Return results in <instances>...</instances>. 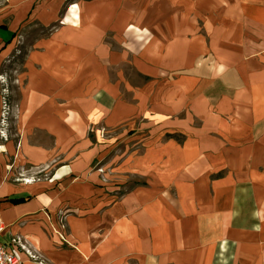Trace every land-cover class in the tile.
<instances>
[{
  "label": "rangeland",
  "instance_id": "1",
  "mask_svg": "<svg viewBox=\"0 0 264 264\" xmlns=\"http://www.w3.org/2000/svg\"><path fill=\"white\" fill-rule=\"evenodd\" d=\"M182 1L0 0V198L56 205L44 209V224L30 222L47 235L50 261L25 241L23 224L0 243L21 264H141L144 246L153 255L160 242L178 251L194 238L155 224L154 207L181 208L193 174L208 172L205 155L183 156L185 136L176 132V100L180 107L190 98L181 90L191 81L175 67V49L202 36L195 46L222 51L220 36L234 35L239 11L238 0H211L204 13V0ZM135 198L154 210L145 231ZM90 227L103 237L94 246L80 237ZM249 256L207 264H256Z\"/></svg>",
  "mask_w": 264,
  "mask_h": 264
},
{
  "label": "crops",
  "instance_id": "2",
  "mask_svg": "<svg viewBox=\"0 0 264 264\" xmlns=\"http://www.w3.org/2000/svg\"><path fill=\"white\" fill-rule=\"evenodd\" d=\"M210 1L199 2L197 10L207 11ZM187 4V0L181 2L182 6ZM223 5L224 12L230 8L226 1ZM237 10L236 32L229 35L224 31L220 36L224 41L222 51H211L207 44L195 46L200 44L201 35L185 48L183 40L181 47L176 45L175 67L191 81L187 91L181 90L185 94L190 92V98L180 107L176 100L175 113L180 121L176 132L185 136L183 156L205 155L208 172L202 176L200 168L193 174L192 198H184L181 208L168 209L161 202L154 207L158 215L155 224L160 230L168 224L177 225L174 228L182 232L192 231L194 238L181 240L178 251L174 248L166 252L160 242L152 255L150 245L144 246L142 253L146 254L141 264H207L216 255L238 262L250 255L254 263L264 262V0H238ZM180 112L190 120L179 116ZM199 159L202 165L203 160ZM8 199L0 198V223L4 226L0 243L9 239L10 231L16 235L23 224L25 241L33 249L37 247L48 254L50 261L47 235L38 224L37 228L30 227V222L35 217L37 223L44 224L47 217L44 209H56L55 202H50V198H32L13 205ZM136 207L143 216L145 231L154 213L151 201L138 199L134 211ZM115 209L118 210L117 205L109 209L112 219L118 213ZM105 222L110 224L108 220ZM80 237L87 241L86 236ZM44 239L47 241L43 242Z\"/></svg>",
  "mask_w": 264,
  "mask_h": 264
},
{
  "label": "built area",
  "instance_id": "3",
  "mask_svg": "<svg viewBox=\"0 0 264 264\" xmlns=\"http://www.w3.org/2000/svg\"><path fill=\"white\" fill-rule=\"evenodd\" d=\"M0 264H21V258L11 246L0 245Z\"/></svg>",
  "mask_w": 264,
  "mask_h": 264
},
{
  "label": "bare ground",
  "instance_id": "4",
  "mask_svg": "<svg viewBox=\"0 0 264 264\" xmlns=\"http://www.w3.org/2000/svg\"><path fill=\"white\" fill-rule=\"evenodd\" d=\"M42 129L46 130L48 134H53L55 136L57 134L56 131L52 128V126L50 124H43ZM57 142H58V140H57ZM0 183H1V179H0ZM108 218L112 220V218H110L109 216H108ZM97 231H98V229H97ZM97 231L92 229L90 234H89V237L87 236V238H86L92 246L97 244V242L103 238L102 235L99 234Z\"/></svg>",
  "mask_w": 264,
  "mask_h": 264
},
{
  "label": "trees",
  "instance_id": "5",
  "mask_svg": "<svg viewBox=\"0 0 264 264\" xmlns=\"http://www.w3.org/2000/svg\"><path fill=\"white\" fill-rule=\"evenodd\" d=\"M168 137L175 138V135H168ZM26 198H28V196L12 197L8 199V201L13 205H17V204L24 203V201L27 200Z\"/></svg>",
  "mask_w": 264,
  "mask_h": 264
}]
</instances>
